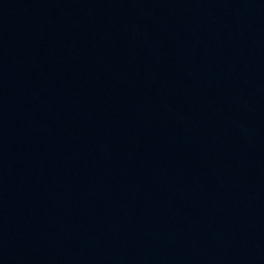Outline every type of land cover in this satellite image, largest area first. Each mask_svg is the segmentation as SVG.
<instances>
[{
	"label": "water",
	"instance_id": "95a60500",
	"mask_svg": "<svg viewBox=\"0 0 264 264\" xmlns=\"http://www.w3.org/2000/svg\"><path fill=\"white\" fill-rule=\"evenodd\" d=\"M0 264H264V0H0Z\"/></svg>",
	"mask_w": 264,
	"mask_h": 264
}]
</instances>
